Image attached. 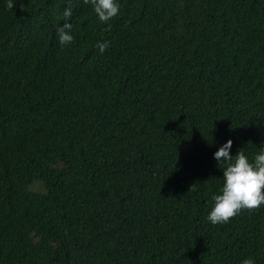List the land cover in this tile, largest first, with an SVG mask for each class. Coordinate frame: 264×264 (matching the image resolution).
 <instances>
[{
	"label": "trees",
	"instance_id": "16d2710c",
	"mask_svg": "<svg viewBox=\"0 0 264 264\" xmlns=\"http://www.w3.org/2000/svg\"><path fill=\"white\" fill-rule=\"evenodd\" d=\"M12 2L0 264H264V205L207 219L226 166L213 154L264 145V0H115L107 24L83 0Z\"/></svg>",
	"mask_w": 264,
	"mask_h": 264
},
{
	"label": "clouds",
	"instance_id": "9594fccd",
	"mask_svg": "<svg viewBox=\"0 0 264 264\" xmlns=\"http://www.w3.org/2000/svg\"><path fill=\"white\" fill-rule=\"evenodd\" d=\"M83 3L90 4L99 22L104 24L120 12V5L115 0H83ZM6 7L13 9L12 0H8ZM72 15V5L69 3L62 13L65 22L56 28L58 42L62 47L74 40L71 34L73 25L68 22ZM96 47L103 54L110 47V43L98 42ZM231 147L232 140L229 139L213 154L218 163H226L223 169V186L219 189V194L212 197V207L207 215L208 221L213 225L226 224L241 210H257L264 205V145L251 161L243 149L238 150L235 156L230 155ZM241 264H254V261L248 258Z\"/></svg>",
	"mask_w": 264,
	"mask_h": 264
}]
</instances>
